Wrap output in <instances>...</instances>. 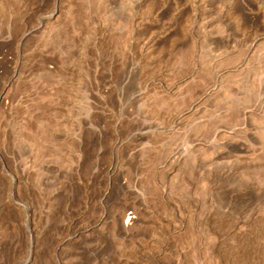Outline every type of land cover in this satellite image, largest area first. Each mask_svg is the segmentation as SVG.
Wrapping results in <instances>:
<instances>
[{
  "label": "rangeland",
  "instance_id": "obj_1",
  "mask_svg": "<svg viewBox=\"0 0 264 264\" xmlns=\"http://www.w3.org/2000/svg\"><path fill=\"white\" fill-rule=\"evenodd\" d=\"M0 264H264V0H0Z\"/></svg>",
  "mask_w": 264,
  "mask_h": 264
},
{
  "label": "bare ground",
  "instance_id": "obj_2",
  "mask_svg": "<svg viewBox=\"0 0 264 264\" xmlns=\"http://www.w3.org/2000/svg\"><path fill=\"white\" fill-rule=\"evenodd\" d=\"M134 221H135V216L133 215V212H128V213L126 214V219H125V221L123 222V224H124L125 226H127V225L133 223Z\"/></svg>",
  "mask_w": 264,
  "mask_h": 264
}]
</instances>
